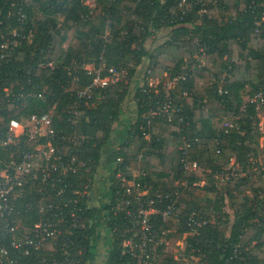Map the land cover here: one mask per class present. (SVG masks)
Returning <instances> with one entry per match:
<instances>
[{
    "label": "trees",
    "instance_id": "obj_1",
    "mask_svg": "<svg viewBox=\"0 0 264 264\" xmlns=\"http://www.w3.org/2000/svg\"><path fill=\"white\" fill-rule=\"evenodd\" d=\"M180 2L95 0L91 8L82 0H0V32L18 25L17 13L22 8L27 17L22 36L32 33L31 41L21 39L13 55L0 60V134L6 132L12 120L24 121L51 112L57 136L85 139L73 152L90 168L91 173L82 169L85 177L81 182L90 180L91 188L81 202L84 227L73 231L69 250L72 264H87L94 247L90 222L97 211L90 207L92 182L108 155L116 162L115 177L122 173L128 181L136 179L153 196L176 189L190 192L179 199L177 221L164 222L160 214L152 216L151 223L160 236L178 223L177 233L168 234L165 242L191 233L188 219L195 212L213 222L184 240L189 258H199L198 264H264V134L259 115L264 104L244 99L245 95L252 98L264 94V0H187V15L179 9ZM12 8L14 13L8 17ZM201 8L206 9L203 15L199 14ZM70 29L75 31L77 44L64 49ZM163 29H170L171 35L156 56L146 43ZM145 60L151 76L161 81L166 72H170L171 79L184 74L174 96L184 102L181 117L185 119H156L146 140L141 129L143 118L158 109L164 87L161 84L158 93L155 88L147 93L140 87L134 97L136 122L127 128V136L116 150L113 141L121 133L115 135L114 126L124 113L128 90L123 88L124 82L97 89L92 99L82 101L78 115H74L77 92L93 81L84 69L88 64L105 63L107 68L127 69L129 78L136 75ZM203 80L212 83L204 99L198 90ZM6 88L11 91L8 96ZM234 118H238L237 128L228 133L218 128L217 123ZM185 140L193 143L190 160L210 169L202 188L193 185L203 181L202 176L187 177L182 170L180 148ZM232 159L235 170L222 192L217 173L226 170ZM133 168L145 175L135 178ZM77 179L76 185L80 183ZM124 194L122 182L116 178L112 203L102 208L109 215L107 227L113 233L112 250L105 264H137L131 255H122V232L127 220L124 213H114L116 197ZM204 194L215 196L203 199ZM170 202L163 199L156 207L162 211ZM227 203L233 215L226 211ZM42 217L36 207H20L21 232L32 229ZM60 243L46 245L41 254L34 256V262L42 255L64 259ZM165 248L164 243L155 249L163 254ZM163 257L158 264H186L172 255ZM24 264H30V260L25 259Z\"/></svg>",
    "mask_w": 264,
    "mask_h": 264
},
{
    "label": "built area",
    "instance_id": "obj_2",
    "mask_svg": "<svg viewBox=\"0 0 264 264\" xmlns=\"http://www.w3.org/2000/svg\"><path fill=\"white\" fill-rule=\"evenodd\" d=\"M14 3L12 7L15 6ZM187 3V0H181L179 3V9L183 15H187L185 9ZM13 13L12 8L8 17ZM205 13L206 9L199 10V14ZM17 14L19 15L18 25L9 27L14 31L0 32L2 51L0 60L10 58L14 50L21 45V39L31 40V32L28 36H22L27 20L22 8H19ZM84 70L93 78V81L91 86L77 92V100L72 107L74 115H78L83 100L87 102L93 98L95 90L106 89L128 79L123 70L107 68L105 63L98 66L94 64L85 67ZM180 79H185L184 74H181L173 83H160L158 79L159 82L151 76V70L145 74L141 85L144 92L149 93L155 88L158 93L159 86L162 84L164 87L163 99L158 102V109L143 118L145 125L141 129L144 131L146 140L150 139V132L154 128L156 119L167 122H172L175 117L180 122L185 119L181 117L184 102L174 96ZM4 92L8 96L11 91L6 88ZM184 96H187V93H184ZM20 97L23 98V94ZM246 102L262 106L264 94L258 93L252 98H247ZM236 120L238 118L228 119L217 126L221 131L228 133L237 128ZM84 141L83 137L57 136L51 112L42 116L32 115L24 121L12 120L6 132L0 134V154L6 155L5 157L0 155V264H24L25 259H29L30 264L73 263V260L69 258L70 246L73 244V231L84 227L85 211L81 202L87 198L91 188V181L81 182L84 176L82 169L86 168V163L78 159L73 152L76 147L80 148ZM192 146V142L185 140L180 148L182 170L187 177L198 175L200 170V164L189 158ZM217 153L220 154V150H217ZM233 164L234 159L231 160L229 168L217 173L222 182H226L234 173ZM90 172V168H86V173ZM141 175H145L142 170L139 174H134V177ZM75 177H79L76 182L80 181V183L77 185L74 182ZM116 178L122 182L125 189L124 195L116 197L117 205L114 208L115 215L124 213V218L127 220L124 224L127 228L122 232L124 238L122 255H131L132 260H136L137 264H147L153 260L157 246L164 243L168 245L164 240L166 232L160 236L155 225L151 223V218L153 215L160 214L164 222L177 221L179 218L177 205L183 190L176 189L172 193H160L153 196L147 186L136 179L128 181L122 173H118ZM183 186L187 185L184 183ZM163 199H170L171 202L161 211L156 205ZM20 207L25 210L36 207L43 215L38 224L30 230L24 229V232H21L23 228L18 219ZM188 221L191 233H186L187 236L199 234L202 227L213 222L198 216L195 212L191 213ZM118 228L116 227L115 231ZM128 233L131 235L126 237ZM52 243L55 245L60 243L64 259L58 260L52 254L50 258L42 255L40 260L34 262V256L41 254L46 245Z\"/></svg>",
    "mask_w": 264,
    "mask_h": 264
},
{
    "label": "rangeland",
    "instance_id": "obj_3",
    "mask_svg": "<svg viewBox=\"0 0 264 264\" xmlns=\"http://www.w3.org/2000/svg\"><path fill=\"white\" fill-rule=\"evenodd\" d=\"M82 1L84 2V4L90 6L91 8H94V6H95V0H87V1L82 0ZM60 17H61L60 20L63 21L64 17H62V16H60ZM9 27H13V26H9ZM12 29L13 28H8V32L14 31V29L13 30ZM74 32H75L74 29H70V31L68 33V40L63 46L64 49H67L69 46H73V45L77 44V41L74 37ZM169 32H170V29H163V30L159 31L155 37H153L147 41L146 46L149 48V50L154 55L159 56L160 51H161V47L164 46V44H162V43H164V41H167L170 37V35L167 36L169 34ZM29 41H31V40H29ZM145 61H146V63H144V66L142 63V67L140 69H137L139 71L137 77L136 76L129 77V78L127 77L128 79L124 80L123 88L124 89L126 88L128 90V96L123 103V109L125 111L121 116V120H120L119 124H116L114 126V128L117 129L116 133H114V134L117 135V134L121 133V136H119V139H115L113 141L114 144H116V145H118L119 143H121L125 140V138L127 136V133H126L127 128L129 129L130 126H132L136 122V119H137V101L134 99V97H135V94L137 92V89L140 88L142 83H143V78L145 77V74L150 70L148 68L149 62L147 60H145ZM188 62H189V60H188ZM93 65L94 64H88L85 67L93 66ZM132 66L133 65H130V67H132ZM187 66L188 65H185L183 67L184 71L187 69ZM123 71L125 72V74L128 73L127 69H123ZM141 76L143 78H141ZM176 79L178 80L179 77L171 79L170 72H166L164 74L163 80L162 81L159 79L158 80L160 81V83L161 82H163V83L164 82H169V83L172 82L173 83V81L175 82ZM156 80H157V78H156ZM158 80H157V82H159ZM211 86H212V83H207L204 80L200 82L198 90L201 93L203 99L208 97L207 91L209 88H211ZM244 98L246 101L248 96L245 95ZM205 102H206V100H205ZM259 115H260V119H261L260 120V128L264 134V109L262 107L259 108ZM219 123H217V125ZM261 144L262 145L264 144V137L261 139ZM113 147L116 150L119 149L118 146L114 145ZM104 163H105V161L100 166V168H98V171L101 168L103 169ZM157 169H160V168H157ZM139 171L140 170L138 168L132 169V173H134V174H139ZM209 172H210L209 168H205L204 166L200 165V170H199L198 175L203 177V181H201L200 183L193 184V185L200 186L201 188L204 187L208 182V180L205 179L204 175L208 174ZM106 175H107V172L105 174L103 173L102 175H101V173L99 174V172H97V173H95V179H94V180H96V179L102 178L103 179V183H102L103 188H105V189L107 188V186H109V184L112 185V181L110 182V180L108 179V177ZM84 177L85 176H83V178ZM88 181H90V180H88ZM93 184H94V181L92 182V185ZM218 184H219V189L222 192H224L223 187L226 185V182H222L221 180H219ZM185 191L182 192V196H184V197L188 196V194L190 193L189 192L187 194V192H185ZM214 196L215 195H212V194H204L203 199L210 198V197L213 198ZM107 201H109L108 196L106 199L100 200L99 204L96 207L97 210L100 209V213L96 214V217L93 218L92 221L90 222V225H91L92 230H93L94 225H95V220H97V226L93 230V235H92L94 247L92 249V253H91L90 259H89L87 264H105L107 262L109 256H110V252L112 250V237H113L112 234L113 233L107 227L109 215H108V213L104 214L105 210L100 208V206L103 204H106ZM90 207H92L91 204H90ZM226 211L228 213H230L231 215H233L232 210L230 209L229 203H227ZM210 215H211V213H210ZM178 229H179L178 223H174L171 230H168L165 233L164 240L168 234H176ZM186 238H187V235L184 234L180 238H175V237L173 238L172 237L170 240L168 239L166 241L168 243V245H167V248H165V252L162 254L159 251H156L153 255V260L151 262H147V264H158L159 261H161L162 258H164L163 256H166V255L174 256V260L175 259L176 260L183 259L186 262V264H198L199 258H196V257H190L189 258L188 252H186L187 250H186L185 243H184L185 242L184 240ZM92 254H96V257H94ZM142 264H145V263H142Z\"/></svg>",
    "mask_w": 264,
    "mask_h": 264
},
{
    "label": "crops",
    "instance_id": "obj_4",
    "mask_svg": "<svg viewBox=\"0 0 264 264\" xmlns=\"http://www.w3.org/2000/svg\"><path fill=\"white\" fill-rule=\"evenodd\" d=\"M169 35H171V33L169 32V34L167 35V36H169ZM168 39V38H167ZM166 41H164V43H165ZM164 43H162V44H164ZM144 63H146V61H144L143 62V66H144ZM142 67V64L139 66V68L138 69H140ZM138 73H139V71L137 70V73H136V77L138 76ZM141 78H143L142 76H141ZM143 80H144V78H143ZM245 99V98H244ZM125 111V110H124ZM121 143H119L118 145H116L115 144V146H119ZM110 151V150H109ZM111 152V151H110ZM108 157L111 159V157L108 155V156H104V158H103V160H102V163H101V165L103 164V162L105 161V163H104V165H103V169L101 168V169H99V171L97 170V172H99V174L101 173V175L104 173H106L107 172V162H108ZM112 160V162H113V159H111ZM100 165V166H101ZM100 166H99V168H100ZM107 166V167H106ZM157 168H160V167H158V166H156V170H161V168L160 169H157ZM107 176V175H106ZM97 180V186L96 185H94L93 187V190H92V192H91V201H90V204L92 205V208L94 209V210H96L97 212H96V214H99L100 213V209L99 210H97V205L99 204V202H100V200L101 199H106L107 198V196H109V194H110V190H105V188H103V187H101V188H99V183H100V181H103V179L102 178H100V179H96ZM100 208H101V206H100ZM96 226H97V220H95V225H94V228H93V230L96 228ZM94 257H96V254H92Z\"/></svg>",
    "mask_w": 264,
    "mask_h": 264
},
{
    "label": "flooded vegetation",
    "instance_id": "obj_5",
    "mask_svg": "<svg viewBox=\"0 0 264 264\" xmlns=\"http://www.w3.org/2000/svg\"><path fill=\"white\" fill-rule=\"evenodd\" d=\"M107 166H106L107 167L106 168L107 169V177L110 180V182L112 181V185L109 184V186H107V188L105 189V190H108V189L110 190V194L108 196L109 197V201H107L106 204L101 205V208H104L108 204L111 205V203H112V201H111L112 200V187L114 185L113 183L116 181V177L114 175L115 170H116V162H114V161L112 162V160L109 159L108 162H107ZM102 183H103V181H100L99 188L103 187V184ZM96 184H97V180H94L93 186L96 185ZM93 186H92V190L94 188Z\"/></svg>",
    "mask_w": 264,
    "mask_h": 264
}]
</instances>
